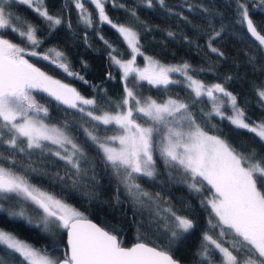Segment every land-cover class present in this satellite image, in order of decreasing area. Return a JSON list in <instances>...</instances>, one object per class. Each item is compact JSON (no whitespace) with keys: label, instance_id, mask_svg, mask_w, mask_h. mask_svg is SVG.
<instances>
[{"label":"trees","instance_id":"trees-1","mask_svg":"<svg viewBox=\"0 0 264 264\" xmlns=\"http://www.w3.org/2000/svg\"><path fill=\"white\" fill-rule=\"evenodd\" d=\"M81 2L91 14V26L82 22L81 10L75 7V0H43L42 5L38 4L36 7L46 9L50 15L62 20L60 25L50 28L48 22L35 12L36 7L12 0L9 11L34 24L42 43L33 48L12 31H0V35L25 47L28 52L41 53L31 56L26 52L24 58L80 95L95 100V105L85 106L88 112L95 114L118 109L116 106L122 105L126 94L125 85L139 97L178 98L189 104L190 113L204 131L222 137L238 154L247 156L255 151L258 157H264V141L210 111L214 102L207 96L196 98L183 82L184 76L180 72H174L175 78L171 79L176 83L168 85H154L133 76L123 79L120 66L111 57L130 58L133 55L130 46L117 28L100 21L98 10L90 0ZM240 4L247 7L257 31L264 35V4L261 0H163V4L160 0H151V6L148 0H107L105 13L113 24L133 27L138 33L142 55L135 54L137 65H142L146 56L165 63L188 64L190 76L206 85L221 84L236 96L238 107L244 110L250 123L264 122V100L258 95L264 90V47L242 22ZM212 48L218 51L213 52ZM53 49L64 54L63 62L68 64L73 75L58 67L59 61L52 64L51 59L42 58L46 54L55 58L50 51ZM31 95L39 105L47 108V114L40 113L39 117L63 126L78 144L82 155L77 153L73 159L79 160L80 171L77 173L71 164L55 155V145L51 142L42 141L41 148L29 149L26 139L18 137L17 144L24 149L21 152L6 143L9 136L4 131L0 136L2 165L69 203L84 217L122 239L123 245L143 241L169 252L182 263L219 264L218 250L208 242L205 244L204 235L213 236L226 247L239 240L227 226L218 222L209 203L215 193L207 181L194 178L180 165L168 163L159 152H154V175L137 174L133 178L158 205L142 204L123 186V169L118 172L113 168L88 135L89 132L98 137L113 133L115 126L95 121L85 110L80 112L78 107H71L39 89L31 90ZM221 98L223 103H217V106L228 116L232 109L226 97ZM132 104L130 100L129 105ZM134 119L141 124L147 121L135 112ZM194 183L199 191L191 187ZM257 187L264 192L259 180ZM163 205L177 215L192 219L195 227L186 233L178 230L177 238L170 242L174 220L170 213L159 214ZM0 209V227L13 231L19 238L46 252L62 254V257L66 254V229L58 227L56 222L36 223L39 210L28 200L15 194L0 193ZM19 211L32 220L30 225L26 220L8 215ZM222 228L223 237L219 235ZM205 248L207 256L204 255ZM0 264L28 262L18 252L0 245Z\"/></svg>","mask_w":264,"mask_h":264},{"label":"snow or ice","instance_id":"snow-or-ice-1","mask_svg":"<svg viewBox=\"0 0 264 264\" xmlns=\"http://www.w3.org/2000/svg\"><path fill=\"white\" fill-rule=\"evenodd\" d=\"M36 2L43 4V0ZM90 2L96 6L100 21L117 28L134 54L128 61H121L117 56L111 57L113 62L123 69L124 77L127 78L130 73L137 72L132 67L135 54L142 55L139 50V35L133 27L113 24L105 13L107 0H90ZM19 3L31 8L33 0H19ZM148 3L151 6V0H148ZM160 3L163 4V0H160ZM261 3L264 4V0H261ZM11 5L12 0H0V31H12L33 48L39 47L42 41L37 37V27L27 18L10 12ZM75 7L81 10L82 22L91 26V14L85 10L84 3L75 0ZM239 8L242 22L246 23L248 32L261 46H264V35L257 31L253 20L249 17L247 7L240 4ZM35 12L48 22L50 28L62 23L59 17L50 15L46 9L36 7ZM132 16L135 17V12H132ZM216 35L219 36L220 33L217 32ZM211 50L218 51L215 48ZM50 51L55 58L47 54L42 58L51 59L52 64H57L59 61L58 67L73 75L68 64L63 62L64 54L55 49ZM26 52L28 50L25 47L0 35V122H2L0 136L3 135L4 130L14 132L6 143L21 152L24 149L18 146V137L27 138L29 149L41 148L42 141H50L60 148H64L66 143L70 144L73 149L70 154L62 156L58 151L55 155L66 160L79 173V160L73 157L77 153L82 155L81 150L60 129L49 128L36 119L40 113L46 115L47 108L35 101L31 90L42 89L74 108L77 107L76 101L84 105H95L96 101L84 99L74 88L49 77L24 58ZM28 54L41 55L35 50ZM189 67L188 64L172 68L161 66L158 70L149 72L145 69L138 71L137 74L140 80H147L151 84L168 85L176 83L169 78L170 72L186 74ZM187 80L188 87L195 97L210 98L214 102L215 113L222 119H228L237 128L245 129L264 141V122L250 123L244 110L238 107L236 96L226 91L223 85L215 84L208 87L191 76H187ZM125 91L126 96L122 105L116 106L120 110L115 114L102 112L100 115H93V112H87L93 120L104 125L114 124L122 130L121 135L106 137L104 142H100L91 132L88 133L92 141L103 151L106 161L118 172L119 169H123L125 179L131 181L133 174L147 177L154 175L156 162L153 154L159 152L166 162H174L194 178L200 177L203 181H207L218 196V199L209 201L212 210L219 218L218 222L227 226L233 235L239 238L231 247H225L213 236L207 233L204 235V240L218 250L221 256L220 264H264V192L257 187L258 180L264 187V157H258L255 151L247 156L238 154L219 136L209 135L196 123L195 117L189 111V104L183 101L169 98L166 102L158 103L147 97L142 102L127 85ZM217 92L228 99L232 116H225L220 106H217V102L223 103L221 97L214 95ZM258 95L264 100V90H260ZM130 100L133 102L132 106H129ZM79 111L84 112V108L81 107ZM134 112L138 116L146 117V123L150 122V126L145 127L137 123ZM169 117L172 119L169 120ZM18 120L20 122H17ZM115 141L119 142L120 148L110 146V142ZM64 151L68 150L64 149ZM191 187L200 190L195 183ZM129 188L139 189L140 186L131 183ZM0 193L22 195L43 210L45 223L52 218L58 227L68 229L70 255L66 253V258L61 261L52 259L47 254H41L39 250L17 238L13 231L0 227V245L18 252L28 264H178L166 251L149 247L144 243H137L131 248L122 247L115 235L88 221L83 213L71 205L29 184L24 177L13 173L3 165H0ZM138 195L148 194L141 192ZM165 211L170 213L174 220V227L170 230V242L177 238L178 230L186 233L195 227L193 220L187 216L177 215L171 209ZM8 215L26 220L29 225L32 223L23 211L9 212ZM224 234L222 228L219 235L223 237ZM204 255L207 256L206 248Z\"/></svg>","mask_w":264,"mask_h":264},{"label":"rangeland","instance_id":"rangeland-1","mask_svg":"<svg viewBox=\"0 0 264 264\" xmlns=\"http://www.w3.org/2000/svg\"><path fill=\"white\" fill-rule=\"evenodd\" d=\"M38 4H37V2H36V0H33V7H36ZM54 55V54H53ZM134 55V54H133ZM132 58V56L130 57V58H128V59H126V60H121V61H128V60H130ZM148 58H151V57H148V56H146V57H144V63L142 64V65H137L136 63H135V61H134V63H133V65H132V67L134 68V69H136L137 70V72L138 71H144L145 69H148V71L149 72H151V71H153V70H158L159 69V67H165V68H172V67H181V66H183L185 63H165V62H161V61H159V60H157V59H154V58H151V60H149ZM153 62H158V64H153ZM121 68V67H120ZM121 70H122V78L123 79H125V77H124V73H123V69L121 68ZM137 72H132V73H130L129 74V76H133L134 78H136V79H139V77H138V74H137ZM183 76H184V83L188 86V80H187V76H190L189 75V73L187 72L186 74L185 73H183V72H180ZM49 77H51V78H53L54 80H57L56 78H54L53 76H51V75H49L48 73H46ZM169 78L170 79H173V78H175L174 77V72H170L169 74ZM192 77V76H191ZM194 80H197V79H195L194 77H192ZM140 80V79H139ZM59 81V80H58ZM199 81V80H198ZM146 82H148L147 80H146ZM61 84H65V83H62V82H60ZM149 83V82H148ZM203 83V82H202ZM204 84V83H203ZM65 85H67V84H65ZM204 85H206V84H204ZM212 85H215V84H208V85H206V86H208V87H211ZM69 86V85H68ZM70 87V86H69ZM71 88V87H70ZM33 90H35V89H33ZM36 90H38V89H36ZM39 90H41V91H43L42 89H39ZM226 91H228V90H226ZM43 92H46V91H43ZM126 92V91H125ZM229 92V91H228ZM47 94H49L48 92H46ZM50 95V94H49ZM80 95V94H79ZM214 95L215 96H217V97H223V94H221V93H214ZM52 96V95H51ZM81 97H83L84 99H90V98H86V97H84V96H82V95H80ZM125 96H126V94H125ZM54 97V96H53ZM55 98V97H54ZM125 98V97H124ZM137 98L138 99H140L142 102H143V100H144V98H147V96L146 97H139V96H137ZM152 98V97H151ZM169 98H172V99H176V100H180V99H178V98H173V97H166V98H164V99H162V100H157V99H154V98H152V99H154V100H156L158 103H163V102H166ZM227 99V98H226ZM228 100V99H227ZM59 101H61V100H59ZM181 101V100H180ZM62 102V101H61ZM217 103H220V102H217ZM66 104V103H65ZM76 104H77V107L80 109L81 107L82 108H84V110L86 111V105H84V104H82V103H80L79 101H76ZM129 104H130V102H129ZM67 105H69V104H67ZM130 106V105H129ZM118 110H120V109H116V110H114V111H102V112H110V113H113V114H115V112L116 111H118ZM210 111H214V106H213V108L210 110ZM86 112H88V111H86ZM102 112H100V113H95V114H93V115H100V114H102ZM30 115H34L33 113H30ZM233 115V112H231V114L230 115H228V116H232ZM36 119H38V120H40V121H42L45 125H47L49 128H53V127H55V128H58V129H60L63 133H64V135L65 136H67L69 139H71L72 140V142L73 143H75L77 146H78V144L74 141V139H73V137L67 132V131H65V129H64V127L63 126H61V125H59V124H57V123H49V122H46L44 119H42L41 117H39V115H37L36 116ZM169 120H171L172 118H168ZM17 122H20L19 120L17 121ZM137 123H139L138 121H136ZM139 124H141V123H139ZM109 125H113V126H115L114 124H109ZM142 126H145V127H147V126H150V123L148 124V123H142L141 124ZM116 127V130H115V132H113V133H110V134H106V135H103V136H96L98 139H99V141L100 142H104V140H105V138L106 137H110V136H115V135H121L122 134V130H120L117 126H115ZM4 132H6V133H8L7 135L9 136V138H7V140L8 139H10L13 135H14V132L12 133V132H8L7 130H4ZM205 132H207V131H205ZM209 135H215V136H218V135H216V134H213V133H209V132H207ZM220 137V136H219ZM24 139H26V143H27V138H25V137H23ZM221 139H223L222 137H220ZM224 140V139H223ZM50 142V141H49ZM55 145V144H54ZM110 146L111 147H114V148H120L121 146H120V144H119V142L118 141H115V142H110ZM64 149H67L68 151L67 152H65L64 151ZM101 150V149H100ZM60 152L61 153V155L62 156H64V155H68V154H70L72 151H73V149H72V146L70 145V144H65L64 145V148H60L58 145H55V153L56 152ZM102 151V150H101ZM236 152V151H235ZM102 153H103V151H102ZM237 153V152H236ZM103 155H104V153H103ZM0 165H2L1 163H0ZM4 166V165H3ZM4 167H6V166H4ZM182 167V166H181ZM6 168H8V167H6ZM182 169H183V167H182ZM11 170V169H10ZM184 170V169H183ZM12 171V170H11ZM13 173H15L14 171H12ZM122 172H123V178H122V184H123V186L128 190V191H130L138 200H139V202H141L142 204H145V205H148V204H152V205H158V203L156 204L155 203V199L152 197V196H150L145 190H143L142 188H139V189H130L129 188V184H131V183H134V184H136L135 183V180H134V178L131 180V181H127L126 179H125V173H124V170H122ZM15 174H17V173H15ZM17 175H19V174H17ZM135 175H137V174H133V177H135ZM29 183V182H28ZM29 184H31V183H29ZM31 185H33V184H31ZM35 186V185H34ZM212 186V185H211ZM36 188H38V189H40V190H42V191H44V192H46V193H49L48 191H46V190H43V189H41V188H39V187H37V186H35ZM213 188V187H212ZM213 190H214V193H215V189L213 188ZM147 193L148 195L147 196H141V195H138V193ZM3 194H5V193H3ZM49 194H51V193H49ZM10 195H12V194H10ZM15 195H17V194H15ZM52 195V194H51ZM18 196H21L22 198H24L22 195H18ZM54 196V195H53ZM55 197V196H54ZM55 198H57V197H55ZM57 199H59V198H57ZM213 199H218V196H217V194L215 193L214 194V196H213V198L211 199V200H213ZM26 200H28V199H26ZM61 200V199H60ZM210 200V201H211ZM30 203H32L38 210H39V214H38V216H39V221H37L36 220V223H42L43 225H48L50 222H54L53 221V219L52 218H49V220H48V222L47 223H45V220H44V213H43V210L42 209H39L32 201H30V200H28ZM63 201V200H62ZM63 202H65V201H63ZM65 203H67V202H65ZM67 204H69V203H67ZM70 205V204H69ZM211 205V204H210ZM72 206V205H71ZM73 207V206H72ZM74 208V207H73ZM76 209V208H75ZM166 209H168V207L167 206H165V205H163V207L159 210V214L160 215H165V214H168V212H166L165 210ZM79 211V210H78ZM173 221V220H172ZM17 238H19L18 236H17ZM19 239H21L22 241H25L26 243H28V244H30L29 242H27L26 240H24V239H22V238H19ZM205 244H207V242L205 241ZM31 246H33L32 244H30ZM224 246V245H223ZM35 249H37V250H39L40 252H41V254H47L50 258H52V259H58V258H60V257H62V254H57V253H51V252H46V251H44V250H42V249H40V248H38V247H35V246H33ZM226 247V246H225ZM12 250V249H11ZM219 264H220V262H219Z\"/></svg>","mask_w":264,"mask_h":264},{"label":"water","instance_id":"water-1","mask_svg":"<svg viewBox=\"0 0 264 264\" xmlns=\"http://www.w3.org/2000/svg\"><path fill=\"white\" fill-rule=\"evenodd\" d=\"M246 24V23H245ZM246 27H247V25H246ZM254 38V37H253ZM264 47V46H263ZM86 219L88 220V221H91L93 224H96L97 226H99V227H101V228H103L105 231H108L107 229H105L104 227H102V226H100L99 224H97L95 221H93L92 219H90V218H88V217H86ZM108 232H110V231H108ZM111 233V232H110ZM112 235H115V234H113V233H111ZM65 244H66V253L68 254V255H70V247H69V245H68V229H66L65 230ZM116 236V235H115ZM117 237V236H116ZM117 239H118V241L120 242V244H121V246L122 247H125V248H131V247H133V246H135L137 243H144V244H147L149 247H156V246H154V245H151V244H149V243H146V242H143V241H135V242H133V243H131L130 245H123L122 244V239H119L118 237H117ZM158 250H162V249H160V248H158V247H156ZM162 251H165V250H162ZM167 252V251H166ZM169 255H171L169 252H167ZM172 256V255H171ZM173 257V256H172ZM66 257H65V255L63 256V257H61L60 259H58V260H63V259H65ZM173 259L174 260H176L177 262H178V264H187V263H182V262H180L178 259H176V258H174L173 257Z\"/></svg>","mask_w":264,"mask_h":264}]
</instances>
